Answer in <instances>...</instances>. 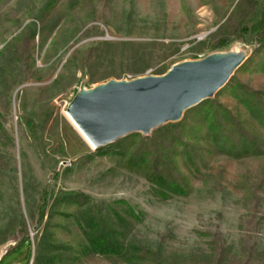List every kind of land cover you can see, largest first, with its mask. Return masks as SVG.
I'll list each match as a JSON object with an SVG mask.
<instances>
[{
    "label": "rangeland",
    "instance_id": "374dc122",
    "mask_svg": "<svg viewBox=\"0 0 264 264\" xmlns=\"http://www.w3.org/2000/svg\"><path fill=\"white\" fill-rule=\"evenodd\" d=\"M263 2H0L1 264L264 262V156H210L199 170L178 160L186 193L163 197L146 163L129 153L165 125L95 150L65 114L84 80L88 89L159 77L182 62L245 49L227 84L181 120L196 123L212 100L264 140L232 95L238 82L264 91V49L242 30L258 22ZM203 136L210 149L205 129ZM96 238L119 252L94 246Z\"/></svg>",
    "mask_w": 264,
    "mask_h": 264
},
{
    "label": "water",
    "instance_id": "95a60500",
    "mask_svg": "<svg viewBox=\"0 0 264 264\" xmlns=\"http://www.w3.org/2000/svg\"><path fill=\"white\" fill-rule=\"evenodd\" d=\"M247 58L245 49L230 50L179 63L159 77L109 80L88 89L84 80L66 113L95 150L133 133L148 136L213 98Z\"/></svg>",
    "mask_w": 264,
    "mask_h": 264
},
{
    "label": "trees",
    "instance_id": "16d2710c",
    "mask_svg": "<svg viewBox=\"0 0 264 264\" xmlns=\"http://www.w3.org/2000/svg\"><path fill=\"white\" fill-rule=\"evenodd\" d=\"M2 1L4 0H0ZM242 30L244 33H254L259 48L264 49V2L258 22L245 26ZM232 95L264 132V91L253 90L238 82L233 86ZM198 117L196 123L181 120L178 124H167L157 129L159 133L152 138L134 135L140 137L139 147L130 152L129 156L132 160L146 163L159 196L186 193L188 181L180 171L178 160L188 169L199 170L207 167L210 156H224L235 160L264 156V140L250 134L223 105L212 100L206 101L203 109L198 112ZM203 129L210 149L202 145ZM159 185L165 190L162 191ZM93 245L108 252H119L118 247L108 240L96 238ZM16 247L17 245L14 248ZM124 255L132 257L130 250L125 251Z\"/></svg>",
    "mask_w": 264,
    "mask_h": 264
},
{
    "label": "bare ground",
    "instance_id": "6f19581e",
    "mask_svg": "<svg viewBox=\"0 0 264 264\" xmlns=\"http://www.w3.org/2000/svg\"><path fill=\"white\" fill-rule=\"evenodd\" d=\"M66 114V117L68 118L69 122L75 127V129H77L79 131V133L81 134V136L83 137V139L87 142V144H89V146L94 149L93 145L90 143V141L85 137V135L80 131V129L77 127V125L73 122V120L70 118V116Z\"/></svg>",
    "mask_w": 264,
    "mask_h": 264
},
{
    "label": "crops",
    "instance_id": "0c3cea01",
    "mask_svg": "<svg viewBox=\"0 0 264 264\" xmlns=\"http://www.w3.org/2000/svg\"><path fill=\"white\" fill-rule=\"evenodd\" d=\"M5 257V256H4ZM0 259H1V257H0ZM4 259V258H3ZM2 262V261H1ZM1 262H0V264H1ZM17 264V263H16Z\"/></svg>",
    "mask_w": 264,
    "mask_h": 264
}]
</instances>
